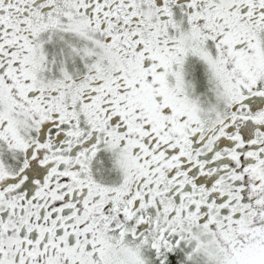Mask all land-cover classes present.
I'll return each mask as SVG.
<instances>
[{
    "label": "snow or ice",
    "instance_id": "obj_1",
    "mask_svg": "<svg viewBox=\"0 0 264 264\" xmlns=\"http://www.w3.org/2000/svg\"><path fill=\"white\" fill-rule=\"evenodd\" d=\"M0 264H264V0H0Z\"/></svg>",
    "mask_w": 264,
    "mask_h": 264
}]
</instances>
